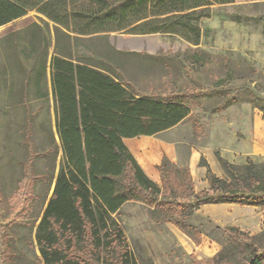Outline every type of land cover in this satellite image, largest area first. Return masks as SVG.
<instances>
[{
  "label": "rangeland",
  "instance_id": "1",
  "mask_svg": "<svg viewBox=\"0 0 264 264\" xmlns=\"http://www.w3.org/2000/svg\"><path fill=\"white\" fill-rule=\"evenodd\" d=\"M78 4L51 0L0 28V243L6 235L11 264H42L35 231L60 158L50 85L55 52L105 63L136 96L185 103L190 118L158 137L171 143L177 163L166 158L172 164L188 166L193 155L199 167L203 158L216 177L225 178L215 154L237 166L264 163V0L212 6L210 17L200 21L197 46L166 34L78 35L100 29L74 19ZM148 210L128 202L118 214L138 264H214L210 259L226 239L216 227L264 231L258 207L201 208L190 220L204 226L196 246L172 224L150 219Z\"/></svg>",
  "mask_w": 264,
  "mask_h": 264
},
{
  "label": "trees",
  "instance_id": "2",
  "mask_svg": "<svg viewBox=\"0 0 264 264\" xmlns=\"http://www.w3.org/2000/svg\"><path fill=\"white\" fill-rule=\"evenodd\" d=\"M26 1L0 0V28L51 0H29L30 9ZM73 1L79 3L72 13L74 19L100 27L86 34L76 32L78 35L119 31L130 35L166 34L194 46L201 38L200 21L210 17L211 7L234 3ZM105 24L114 26L104 28ZM41 70L45 72L44 62ZM50 85L60 158L57 168L55 164L53 167L57 172L50 178L52 193L35 231L42 264H138L118 221L121 208L128 202L145 204L150 219L172 224L196 246L205 235L204 226L190 220L200 206L236 204L264 210V163L237 166L215 154L225 175L218 178L201 158L199 165L206 169L208 188L195 193L187 164H172L164 156L157 167L160 186L149 180L124 139L157 136L190 118V109L182 101L136 96L105 63L56 52L51 59ZM216 230L226 239L211 263L264 264V231L249 235L236 227ZM0 244L2 263L11 264L6 235Z\"/></svg>",
  "mask_w": 264,
  "mask_h": 264
},
{
  "label": "crops",
  "instance_id": "3",
  "mask_svg": "<svg viewBox=\"0 0 264 264\" xmlns=\"http://www.w3.org/2000/svg\"><path fill=\"white\" fill-rule=\"evenodd\" d=\"M163 133H160L157 136H152V137L140 136L132 139H124V144L132 153V155L136 159L138 165L141 167L143 172L146 174L149 180L153 181L159 186H160V177L157 167L160 165L162 157L165 155V157H167L171 162L177 163V158L175 154H173L172 158L170 157L171 153H173V148L171 143L166 142L163 139L161 140V138H158ZM210 164L211 162L208 161L207 165L211 170L212 165ZM188 167L190 170L192 180L194 182L193 184L194 192L198 193L205 189L207 190L208 183L205 178L206 169L204 167L198 166V159L193 155H190L188 159ZM192 169H194V172L192 171ZM218 206L230 207L237 205L234 204L203 205L200 206L199 209L204 208L206 210L207 209L214 210V208ZM246 207L251 209L256 208L252 206H246ZM202 249H203L202 253L208 254V252L204 250L206 249V247H201L198 250H202Z\"/></svg>",
  "mask_w": 264,
  "mask_h": 264
}]
</instances>
